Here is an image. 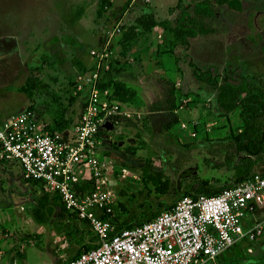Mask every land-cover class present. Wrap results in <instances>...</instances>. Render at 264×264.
Wrapping results in <instances>:
<instances>
[{"label":"rangeland","instance_id":"rangeland-1","mask_svg":"<svg viewBox=\"0 0 264 264\" xmlns=\"http://www.w3.org/2000/svg\"><path fill=\"white\" fill-rule=\"evenodd\" d=\"M195 1L0 0V32L30 23V33L38 38L28 67L40 69L21 78L20 101L38 111L41 124L62 132L74 127L87 99L78 85L87 82L88 74L98 73V84L109 86L130 114L107 133L102 152L113 163L109 182L117 194L112 217L117 227L154 219L198 180L222 191L237 180L232 167L248 157L237 149L244 129L242 107L226 114L215 92L194 72L214 68L221 81L227 69L235 68L264 88V0H241L243 12L211 0L216 34L183 46L173 30L182 7L192 13ZM29 44L36 46L32 39ZM119 85L134 95L128 102L123 92L117 94ZM182 96L191 103L175 113L171 109ZM193 121L199 122L196 137L181 126ZM254 158L258 170L264 153ZM217 163L223 167L214 169ZM122 168L131 171L126 179ZM160 172L169 185L167 194L157 193L149 179ZM42 193L23 180L18 166L0 165V250L17 255L19 264H67L96 244V237L78 220L36 224L29 210L34 195ZM257 216L264 227V210ZM208 264H264V233L260 241L240 242Z\"/></svg>","mask_w":264,"mask_h":264},{"label":"built area","instance_id":"built-area-1","mask_svg":"<svg viewBox=\"0 0 264 264\" xmlns=\"http://www.w3.org/2000/svg\"><path fill=\"white\" fill-rule=\"evenodd\" d=\"M98 78V73L88 74L87 82L79 83L87 99L70 130H47L29 108L0 123V162L18 166L25 181L60 197L96 237L94 248L67 264H208L240 242L260 241L264 165L217 194L183 197L153 220L117 230L112 218L117 194L109 182L113 163L102 153L108 140L105 125L111 122L115 128L130 114ZM189 104L183 98L179 110ZM181 126L197 136L199 122ZM120 173L126 179L131 171ZM16 256L0 250V264H19Z\"/></svg>","mask_w":264,"mask_h":264},{"label":"trees","instance_id":"trees-1","mask_svg":"<svg viewBox=\"0 0 264 264\" xmlns=\"http://www.w3.org/2000/svg\"><path fill=\"white\" fill-rule=\"evenodd\" d=\"M195 2L196 3H193L192 13H189L186 9H184V6L182 7L177 19L176 27L173 30L176 40L183 46H188L191 40L199 36L216 34L217 32V29L212 26V19L215 16L216 8L214 2L211 0H196ZM217 3L220 6H227L229 9L234 11L243 12L245 10L244 3L241 0H217ZM215 71L216 70L214 68H209L206 71L201 72L195 71L194 76L197 81L206 84L212 91L215 92L218 107L226 114H232L236 112L239 107H242L241 118L244 122V129L242 133L238 135L237 149L245 151L248 157L246 159H242L238 165H234V167H232V170L235 171V177L237 180L232 185L227 187L230 188L234 184L242 182L257 171L255 166L258 159L254 157H260V155L264 153V88L255 85L252 81L247 79L243 73L238 72L235 68L227 69L221 81L218 79ZM100 86L102 88L109 89V86L106 84H101ZM130 91L131 90L126 86L119 85L117 94L120 95L119 92H123V94H121L123 95L122 100L124 102H128L134 96L132 94H128ZM183 98L190 99L182 96L180 97V101H178V98H176L174 106L171 109L173 112L176 113V111L179 110L180 102ZM29 109L38 116L39 120L41 119L35 108L31 107ZM44 124L47 130L55 132L63 131L62 128H60V130L52 129L49 124H46L45 122ZM198 128L199 126L196 127V131ZM149 162H147V164H149ZM0 165L4 166V163L0 162ZM221 167H223V164L217 163V165L214 166V169H219ZM163 177L164 175L161 172L156 176H149V179L159 194H167L169 191L168 183L162 182ZM25 182L34 187H38L33 182ZM41 191L43 192L41 196L34 195V204L29 210V214L36 224L43 227H49L78 220V217L73 216L65 208L60 200V197L51 195L44 190ZM219 192L221 191H213L210 188V183L208 181L198 180L191 186L190 190L184 197L202 194L211 196ZM114 218L113 220L117 226V222ZM83 223L88 225L86 222ZM140 224L142 223L140 222L136 224H129L124 227H117V230L120 231ZM96 245L97 243L86 246L76 257L91 250Z\"/></svg>","mask_w":264,"mask_h":264},{"label":"crops","instance_id":"crops-1","mask_svg":"<svg viewBox=\"0 0 264 264\" xmlns=\"http://www.w3.org/2000/svg\"><path fill=\"white\" fill-rule=\"evenodd\" d=\"M31 28L29 23L23 28L0 32V123L28 109L20 101L24 94L21 78L28 77L27 73L32 70L40 69L37 66L33 69L28 67L30 59L39 49L38 38L30 33ZM30 39L36 42L35 48H31Z\"/></svg>","mask_w":264,"mask_h":264},{"label":"water","instance_id":"water-1","mask_svg":"<svg viewBox=\"0 0 264 264\" xmlns=\"http://www.w3.org/2000/svg\"><path fill=\"white\" fill-rule=\"evenodd\" d=\"M113 128H114L113 123H111V122H107V123H106V125H105V130H106L107 132L112 131Z\"/></svg>","mask_w":264,"mask_h":264}]
</instances>
